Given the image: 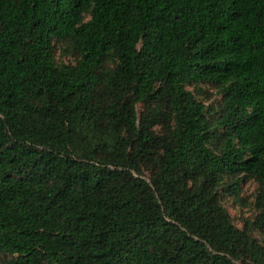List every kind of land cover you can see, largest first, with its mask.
<instances>
[{"label": "trees", "instance_id": "1", "mask_svg": "<svg viewBox=\"0 0 264 264\" xmlns=\"http://www.w3.org/2000/svg\"><path fill=\"white\" fill-rule=\"evenodd\" d=\"M254 231L264 0H0V264H264Z\"/></svg>", "mask_w": 264, "mask_h": 264}, {"label": "rangeland", "instance_id": "2", "mask_svg": "<svg viewBox=\"0 0 264 264\" xmlns=\"http://www.w3.org/2000/svg\"><path fill=\"white\" fill-rule=\"evenodd\" d=\"M65 44H58L56 46L55 57L57 62L74 63L75 57L66 50ZM204 88L203 94H197L198 97L204 101L205 104H216L220 97L215 90ZM193 90V87L190 88ZM208 98H211L210 100ZM139 111L142 109L138 106ZM259 185L254 180H242L240 190L237 196H231L226 192L223 196V205L227 209L232 223L238 228L243 227L244 223L253 220L255 215L254 201ZM253 235L264 246V235L258 231H254Z\"/></svg>", "mask_w": 264, "mask_h": 264}]
</instances>
